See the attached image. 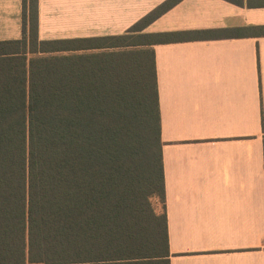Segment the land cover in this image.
I'll list each match as a JSON object with an SVG mask.
<instances>
[{
	"label": "trees",
	"instance_id": "1",
	"mask_svg": "<svg viewBox=\"0 0 264 264\" xmlns=\"http://www.w3.org/2000/svg\"><path fill=\"white\" fill-rule=\"evenodd\" d=\"M155 16L40 40L23 0L24 37L0 41V264H171L150 46L248 28L136 33Z\"/></svg>",
	"mask_w": 264,
	"mask_h": 264
},
{
	"label": "crops",
	"instance_id": "2",
	"mask_svg": "<svg viewBox=\"0 0 264 264\" xmlns=\"http://www.w3.org/2000/svg\"><path fill=\"white\" fill-rule=\"evenodd\" d=\"M38 0L40 40L223 31L157 42L171 264H264V0ZM160 9H166L159 13ZM0 0V41L24 37Z\"/></svg>",
	"mask_w": 264,
	"mask_h": 264
},
{
	"label": "rangeland",
	"instance_id": "3",
	"mask_svg": "<svg viewBox=\"0 0 264 264\" xmlns=\"http://www.w3.org/2000/svg\"><path fill=\"white\" fill-rule=\"evenodd\" d=\"M157 209L160 212L163 210V204L161 202L157 203Z\"/></svg>",
	"mask_w": 264,
	"mask_h": 264
}]
</instances>
